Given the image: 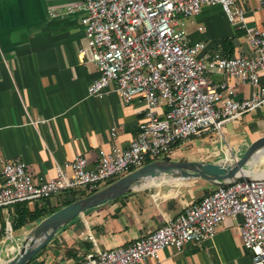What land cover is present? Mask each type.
I'll use <instances>...</instances> for the list:
<instances>
[{"label":"crops","instance_id":"obj_1","mask_svg":"<svg viewBox=\"0 0 264 264\" xmlns=\"http://www.w3.org/2000/svg\"><path fill=\"white\" fill-rule=\"evenodd\" d=\"M78 1L0 0V183L3 163L12 158L23 159L35 179L56 176L57 165H65L77 154L94 167L101 149L110 150L115 142L128 146L144 120V101L137 98L125 104L114 86L104 96L89 95L88 88L99 71L94 63L83 64L78 59L79 48L87 42L82 13L67 10L70 3ZM237 3L244 10L246 27L264 30L261 0ZM184 21L191 42L203 41L208 49L221 48L227 56L252 54L245 26L231 22L220 5H206L200 14ZM211 77L216 83L223 80L220 74ZM235 83L237 99L250 98L256 92L251 84ZM114 127L115 139L111 135ZM225 132L231 144L224 134L221 138L206 133L178 145L172 154L184 148L188 152L181 153L178 160L203 162L240 156L264 135V104L227 124ZM260 156L264 157V149ZM199 185L204 190L189 195ZM216 187L202 179L148 184L89 209L61 227L29 264H74L97 249L127 245ZM71 193L0 208V263L16 255L14 250L39 223H27L8 236L7 221H15L23 208L55 209ZM240 222L241 216L228 217L212 238L188 244L182 251L167 247L159 262L148 258L140 264H253L251 252L239 236ZM10 253L13 255L6 258Z\"/></svg>","mask_w":264,"mask_h":264},{"label":"built area","instance_id":"obj_2","mask_svg":"<svg viewBox=\"0 0 264 264\" xmlns=\"http://www.w3.org/2000/svg\"><path fill=\"white\" fill-rule=\"evenodd\" d=\"M238 0H80L68 12L82 13L87 42L79 48L81 63H94L98 78L89 86L92 96L114 90L125 104L139 98L146 104L144 120L132 142L101 149L94 167L77 154L57 165L56 176L35 179L21 158L2 167L0 208L42 201L67 191L94 193L114 180L170 156L178 146L203 134L221 133L223 127L264 104V30L246 27ZM206 5H220L228 19L247 30L250 55L227 56L221 48L208 49L191 42L185 19ZM264 10V0H261ZM57 12H54L56 14ZM202 29V28H200ZM220 74L216 83L211 75ZM251 84L256 92L237 99L236 83ZM111 135L116 138L117 128ZM71 170L69 172L68 170ZM258 176V175H257ZM241 216L239 236L251 252L253 264H264V175L217 186L199 202L188 204L175 217L133 242L107 250L97 249L74 264H140L161 260L167 247L182 251L216 235L228 217ZM7 221L6 232L12 235Z\"/></svg>","mask_w":264,"mask_h":264},{"label":"water","instance_id":"obj_3","mask_svg":"<svg viewBox=\"0 0 264 264\" xmlns=\"http://www.w3.org/2000/svg\"><path fill=\"white\" fill-rule=\"evenodd\" d=\"M264 149V135L252 141L240 156L218 162L159 159L122 176L102 189L81 197L42 219L25 237L16 255L0 264H28L53 239L58 230L87 210L123 197L157 181L205 180L215 186L244 181L257 175L244 174L247 166Z\"/></svg>","mask_w":264,"mask_h":264},{"label":"trees","instance_id":"obj_4","mask_svg":"<svg viewBox=\"0 0 264 264\" xmlns=\"http://www.w3.org/2000/svg\"><path fill=\"white\" fill-rule=\"evenodd\" d=\"M176 147L177 146L172 147V149L170 151V155L172 154L173 150ZM162 159L170 160L171 158H170V156H167V157H163ZM116 180H114V181H116ZM70 195H71L70 198H67V199L61 201L59 203V205L55 209H52V210H48V211L41 210L40 211L38 209H35V210L31 211V210L23 208V210H21L20 214L17 216L15 221L11 222L13 229H18L21 226H23L27 223H30V222H40L42 219H44L48 215L52 214L53 212L57 211L58 209L62 208L63 206H65V205H67V204H69V203H71V202H73V201H75L81 197L87 196V195H89V193L82 194V193L73 191ZM200 200H197L196 202H199ZM18 204H22V203H18ZM45 247L29 263L33 262L38 256H40V254H42V252L45 250Z\"/></svg>","mask_w":264,"mask_h":264},{"label":"rangeland","instance_id":"obj_5","mask_svg":"<svg viewBox=\"0 0 264 264\" xmlns=\"http://www.w3.org/2000/svg\"><path fill=\"white\" fill-rule=\"evenodd\" d=\"M225 129H226V126L223 127L222 133L224 134L226 141L229 142V144H231V139L227 136ZM217 135L219 137H221V133H217ZM223 141L225 142V140H223ZM183 152L187 153L188 151L184 150V148L183 149L181 148L177 153L170 155V157L172 158V160H178L179 155ZM246 169L250 170L252 173L264 172V157H262V156L255 157V159L250 163L249 166H247ZM203 190H204V187L202 185H199L196 188L192 189V192H190L189 195H197L198 193H200ZM87 193H88L87 191H84L82 194H87ZM17 251H18V248L16 250H14V253H17ZM12 255H13V253H10L9 255H6V258H8L9 256H12Z\"/></svg>","mask_w":264,"mask_h":264},{"label":"bare ground","instance_id":"obj_6","mask_svg":"<svg viewBox=\"0 0 264 264\" xmlns=\"http://www.w3.org/2000/svg\"><path fill=\"white\" fill-rule=\"evenodd\" d=\"M244 174H245V175H248V176H253V175H258V176H260V175H264V172H261V173H252L250 170H245V171H244Z\"/></svg>","mask_w":264,"mask_h":264}]
</instances>
